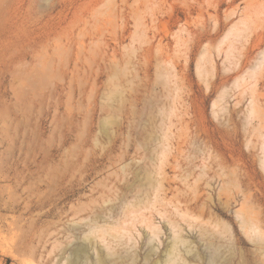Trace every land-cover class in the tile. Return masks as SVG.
<instances>
[{
    "label": "rangeland",
    "instance_id": "rangeland-1",
    "mask_svg": "<svg viewBox=\"0 0 264 264\" xmlns=\"http://www.w3.org/2000/svg\"><path fill=\"white\" fill-rule=\"evenodd\" d=\"M171 252L264 264V0H0V264Z\"/></svg>",
    "mask_w": 264,
    "mask_h": 264
},
{
    "label": "bare ground",
    "instance_id": "bare-ground-1",
    "mask_svg": "<svg viewBox=\"0 0 264 264\" xmlns=\"http://www.w3.org/2000/svg\"><path fill=\"white\" fill-rule=\"evenodd\" d=\"M176 245H177V243H176ZM175 244L173 245V246H176ZM174 248V247H173ZM34 253H35V251H34ZM85 253V251H84V248L83 247H77L76 249H75V255L79 258L81 255H83ZM34 255V254H33ZM172 256V257H171ZM174 257V254H172V252L170 253V255H169V258L167 259V261H165V264H171L173 261H174V259H172ZM176 258V257H175ZM175 261H176V259H175ZM77 262V261H76ZM171 262V263H170ZM78 263V262H77ZM77 263H75V264H77ZM82 264V263H81ZM84 264V263H83Z\"/></svg>",
    "mask_w": 264,
    "mask_h": 264
}]
</instances>
